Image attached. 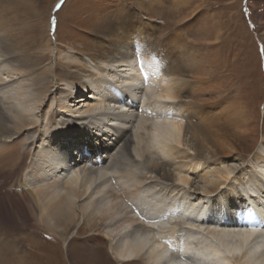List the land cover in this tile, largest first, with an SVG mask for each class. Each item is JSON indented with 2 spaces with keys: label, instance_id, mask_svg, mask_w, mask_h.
Here are the masks:
<instances>
[{
  "label": "bare ground",
  "instance_id": "obj_1",
  "mask_svg": "<svg viewBox=\"0 0 264 264\" xmlns=\"http://www.w3.org/2000/svg\"><path fill=\"white\" fill-rule=\"evenodd\" d=\"M165 1L149 0V4L157 11ZM175 1L181 4V0ZM155 14L160 18L159 13ZM42 15L33 0H0V52L24 72L34 74L41 94L52 92L56 82L65 80L76 82L83 91L84 87L92 89L91 94L98 100L88 106L87 113L75 115L84 124L81 131L83 137L80 138L86 141L83 142L86 151L82 153L83 146L79 145L82 141L80 138L75 140L71 134L66 135L70 143H64L52 142L54 135L50 133H39L34 127L36 122L28 121L24 114L31 103L29 93L18 89L0 92L3 99L0 100V190L9 184L29 189L33 197L30 208L35 220L55 235L64 237L77 219H83L92 231L99 224L115 228L107 235L112 257L121 263L264 264V165H261L259 174L249 176L244 186L242 182L240 188L235 185L231 194H222L224 191L218 188L220 183L215 184L209 179L205 181L203 192L198 193L199 181L193 178L191 191L182 193L181 200H176V203H169L170 196L161 194V191L157 194V189L150 193L146 191V194L140 192L141 196L140 193L132 194V199L127 196L143 180L147 183L146 179L149 178L147 174L138 175L131 166L135 161L133 155L144 140L147 141L142 144L146 145L144 152L149 146L165 148V151L174 144L175 139L180 138L183 131L185 145L193 150L195 158L199 160L194 167L196 173L200 166L204 167L207 161L225 152L226 157L232 156L234 160L245 163L243 156H240L243 147L239 143L226 146L229 145L226 141L228 138L234 142L230 131L235 128H225L218 120V113L210 111L206 103L201 105L196 100H183L186 123L180 125L174 119L169 100L187 98L193 85L192 79L187 77L192 68L188 66L190 64H186L181 56L171 57L170 53L165 56L162 50L160 52L157 46L160 43L157 41L156 45L154 40V43L152 39L149 40V35L155 32L145 17L140 13L133 15L129 10L125 18L110 21L106 30L95 29L89 46L82 49V54L89 56L100 68L99 75H95L85 62L57 61L47 55L45 51L52 52V30L41 24ZM142 37L152 48L157 46L154 51L146 50L144 46L143 49L133 50L130 40ZM145 53L160 60L159 69L145 61ZM168 55L169 60L166 58ZM3 66V62H0V75L4 74ZM83 74L94 78L90 85L85 83ZM8 78H14V75ZM169 79L172 83H169ZM108 89L113 92L108 94ZM70 99L75 103H85L89 97L79 95ZM113 102L120 103L117 107L112 105L121 111L122 116L119 117H125L122 111L134 107L140 111L142 119H149L148 133L142 137L144 140L133 142L132 136L137 135L136 131L131 134L130 129L117 132V141H102L96 136L92 126L99 124L98 118L102 120L119 115L109 111ZM236 105L241 106L239 102ZM245 115V110L238 109L234 121L239 123ZM89 133L92 134V142L86 139ZM47 138L50 140L47 143L49 146L42 151L45 144L41 141ZM16 141L22 145L20 155H26L40 142L38 148L31 152L30 164L22 175L23 159L17 160L13 150ZM73 144L78 148H74ZM65 145L69 147L65 148ZM109 150L110 154L107 153ZM233 150L236 151L235 156ZM150 169L154 174L150 178L164 188L177 184L168 160H153ZM231 174V171L222 172L221 178L229 183L232 181ZM135 176L138 178L137 184L134 182ZM189 178L181 174L178 180L188 183ZM260 184L263 185L262 189L259 188ZM248 185L249 188L246 187ZM193 193L201 197L195 198ZM33 215L26 214L21 218L25 224H29L31 219L34 220ZM14 222L18 224L15 216H7L4 207L0 206V258L20 259L29 255L33 247L26 243L35 239L31 235L33 231L20 235L12 229H2V223ZM116 226L122 228L117 231ZM25 245L28 247L26 250L23 249ZM98 254L106 256L102 250H98ZM87 257L94 256L91 253ZM98 263L95 260V264Z\"/></svg>",
  "mask_w": 264,
  "mask_h": 264
},
{
  "label": "rangeland",
  "instance_id": "obj_2",
  "mask_svg": "<svg viewBox=\"0 0 264 264\" xmlns=\"http://www.w3.org/2000/svg\"><path fill=\"white\" fill-rule=\"evenodd\" d=\"M33 1L39 11L44 14L40 18L41 24L52 30V52L51 50L45 51L47 55H51L53 60L56 59L57 61L64 60L78 64L85 62L95 75L96 73L99 75L100 68L89 56L82 54L84 46H89L92 32L95 29L106 30L110 21L125 18L129 10L133 15L140 13L145 17L149 27L154 30L155 33L149 35V40H154V44L157 41L160 43V45L156 44L160 47L159 51L162 50L165 56L166 53H170L171 57L181 56L186 64H190L188 66L192 67L188 71L187 77L192 79L193 85L187 94V98L182 100L171 98L172 100H169L170 111H172L174 119L176 118L177 124H185L187 120L186 109L182 104L183 100H196L201 105L206 103V107L210 111L218 113V120L223 123L225 128H235L230 131L234 142L228 138L226 141L229 145L226 146L239 143L243 147L240 156H243L245 163L242 164L241 161L234 160L232 156L226 157L227 153L225 152L223 155H218L216 158L207 161L204 167L200 166L196 173L194 167L199 160L195 158L193 150L185 145L183 131L180 138L175 139L174 144L168 146L165 151V148L157 149L154 146H149L147 152H144L143 147L145 148L146 145L142 146V144H146L147 141L142 137L148 133L149 119L145 117L142 119L140 111L133 109L134 107L125 112L122 111L126 116L119 117L122 116L120 115L121 111H118L117 108L114 109L113 106L116 105L117 107L120 103H111L109 108L112 110L109 111H114L119 115L110 118L105 117L107 120L98 118L99 124L92 126L96 136L102 141H117V132L130 129L131 134L136 131L137 135H131L133 142L134 140L135 142L136 140H144L136 149L135 156L133 155L135 161L132 162L133 165L131 164V166L138 172V175L147 174L149 178L146 179L147 183L143 180L137 189L127 195L129 198H133L131 197L132 194L140 192L146 194L157 189L155 190L157 194L161 191L163 192L161 194L170 196L169 203H176V200H181L182 193L191 191L190 183L193 178L199 181L197 184L198 193L203 192L205 181L209 179L215 184L220 183L218 188L224 191L223 193L221 191L222 194H231L234 187H241V182L244 186L249 176L257 172L260 173V167L264 165V0H181V4L176 3L175 0H166L162 8L157 11L150 6L149 0H144L143 3L141 0H63L62 7L59 9H57V5L61 4V0ZM155 13H159L160 18ZM145 41L144 37L130 40L133 43L134 51L143 49V46L145 49L147 48L146 50H153L157 47L152 48ZM162 53H160L161 56ZM144 56L147 57L145 61L151 62V65L159 69L161 62L155 58L156 56L148 53H145ZM166 58L169 60V55ZM0 59V62L4 64L3 67H5L4 74L0 75L4 77L0 78V92L7 89H18L29 93L31 103L29 110L25 111L24 114L28 121L36 122L34 127L39 133L45 131L54 135L52 142L70 143L67 141L69 137L66 138L67 134H71L75 140L83 137L81 131L84 124L79 121L77 116L81 113H87L85 111L88 106L98 100V97L95 98L91 94L92 89L84 87L85 90L83 91L76 82L65 80L56 82L51 89L52 92L41 94L37 89L34 74L24 72L21 67H17L1 52ZM45 66L48 67L47 64ZM9 74L14 75V78H8L10 77ZM84 74L82 76L88 86L94 78L89 75L84 76ZM123 79L126 80V78ZM169 81L172 83L170 79ZM80 91L82 93H78ZM108 91L110 90L108 89ZM112 92L110 91L108 94ZM79 95L89 97V100L85 102L87 104L71 101L72 96ZM0 100L3 101L2 95ZM238 102L241 106L236 105ZM238 109L245 110L247 115L242 117L239 123L234 121L238 116ZM91 137L92 134L86 137L88 142H92L93 138ZM80 140L82 143L79 145L83 146L81 151L84 153L86 141L84 138H80ZM41 142L45 144L42 151H46L50 143L49 138ZM39 144L40 142H37L32 147V151L37 149ZM21 146V142L16 141L13 149L16 159H23L20 175L25 172L30 164L32 152L29 150L27 153H30L20 155L22 153ZM67 147L69 146L65 145V148ZM76 147L78 148V146L74 148ZM109 152L110 150L107 153ZM232 152L235 156L234 152L236 151L233 150ZM81 157L82 155L79 156V159ZM156 159H165L170 162L177 184L166 185L164 188L162 184L150 178L151 175H154L150 169V162ZM123 167L126 168L124 165ZM225 171L232 172L230 175L232 181L229 183L224 182V179L221 178V173ZM181 174L189 176L190 181L188 183L179 181L178 178ZM134 179L135 184H137L138 178L135 176ZM246 187L249 188L250 186ZM262 187L263 185L260 184L259 188L262 189ZM30 193L29 189L18 186V184L14 186L9 184L0 190V206L4 207L7 216H15L18 223H2V229H12L14 233L17 231L16 233L20 235L31 234L33 231L31 235L35 238L33 241L26 242L33 246L28 252L29 255L27 254L20 259L0 258V264H95V260L99 262L98 264H131L121 263L112 257L110 239L107 234L115 229L113 227L107 228L104 227V224H99L97 229L92 231L90 227L86 226L83 219H77V223L71 226L64 237L46 230L40 223H37L31 212L30 205L33 204V197ZM192 195L195 198L201 197L200 194L193 193ZM256 195L260 198L258 192ZM221 199L217 200L220 201ZM120 200L118 201L120 202ZM26 214L33 215L34 218L29 224H25L21 218L25 217ZM172 220L174 221V219ZM119 227L118 229L116 226L117 231L122 228ZM26 245L23 246L24 250L28 248ZM84 247L88 249L85 250ZM98 250L105 252L106 256L101 257ZM91 253L94 257H87ZM132 264H146V261Z\"/></svg>",
  "mask_w": 264,
  "mask_h": 264
},
{
  "label": "snow or ice",
  "instance_id": "obj_3",
  "mask_svg": "<svg viewBox=\"0 0 264 264\" xmlns=\"http://www.w3.org/2000/svg\"><path fill=\"white\" fill-rule=\"evenodd\" d=\"M62 3H63V0H61V4H58L57 5V9H59L60 7H62Z\"/></svg>",
  "mask_w": 264,
  "mask_h": 264
},
{
  "label": "water",
  "instance_id": "obj_4",
  "mask_svg": "<svg viewBox=\"0 0 264 264\" xmlns=\"http://www.w3.org/2000/svg\"><path fill=\"white\" fill-rule=\"evenodd\" d=\"M142 67V66H141ZM164 116V115H163ZM130 123V122H129Z\"/></svg>",
  "mask_w": 264,
  "mask_h": 264
}]
</instances>
